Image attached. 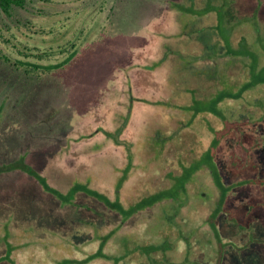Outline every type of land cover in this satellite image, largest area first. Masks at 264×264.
<instances>
[{
	"label": "rangeland",
	"instance_id": "obj_1",
	"mask_svg": "<svg viewBox=\"0 0 264 264\" xmlns=\"http://www.w3.org/2000/svg\"><path fill=\"white\" fill-rule=\"evenodd\" d=\"M180 2L50 0L46 4H34L28 12L20 11L18 18L32 22L35 30L51 29L52 33L40 37L22 27L25 33L22 35L14 28L19 40L43 51L75 42L78 52L63 67L52 70L41 81L33 80L28 84L16 74L9 77L11 72L0 61V167H7L23 157L50 186L62 193L79 182L105 193L112 200L123 181L118 195L125 205L132 204L145 183H150L147 186L150 193L162 189L163 170L173 166L176 156L167 150L161 160L159 152L165 150L182 129V126L175 129L169 125L177 116L172 108L176 104L172 102L181 101L179 93H186L192 85L204 91L208 86L215 89L208 100L202 96L197 101V97L191 96L198 102H193V111L210 110L219 95L231 94L246 83H252L234 103L223 100L218 104L217 109L222 113L227 109L230 123H238L229 135L224 133V121L216 129L198 121L205 132L196 134L199 141L195 144V140L190 139V144H194L190 154L189 150H174L176 155L190 156L189 164H183L177 178L192 174L186 193L176 197L175 202L188 205L184 211L192 206L191 202L196 203V199L206 206L213 205L214 192L210 187L213 183L206 181L203 187V183L193 182L200 175L203 178L215 165L221 172L237 168L262 177L264 84L257 81L264 73L256 68L257 63H252L250 56L241 54L246 53L244 49H251L258 56V67L264 65V0H204L198 6L205 3V7L196 8L201 16L194 17L188 11L178 10ZM213 5L220 10L203 12ZM231 25L235 27L231 44L237 47V56L226 55L227 50L223 49L224 30ZM182 30L189 37H183ZM241 49L243 52L238 51ZM60 61L58 57V61L52 63ZM129 93L135 100L128 113L131 100L129 97L126 100V96ZM141 99L146 102L139 101ZM121 129L124 131L119 134ZM216 137L220 139L211 159L209 150L213 149H209V145ZM116 141L121 143L115 144ZM128 155L132 171L124 182L122 176L129 165ZM153 156L158 158L156 163L150 159ZM174 166L177 171L178 166ZM185 177L177 179L179 186ZM224 179L227 183L228 177ZM193 185H198L199 189L198 194L192 196ZM208 192L209 196L204 197ZM255 196L259 202L251 213L252 218L260 216L264 225V191L257 187ZM164 201L162 211L170 210L168 205L172 200ZM73 202L72 206H64L33 177L20 170L1 172L0 258L9 257L0 260V264L12 261L14 264H59L64 259L86 258L98 244L92 240L95 235L110 228L109 220L112 228L121 224L122 230L136 234L137 216L123 222L119 214L84 194H79ZM75 203L82 207H76ZM225 205L230 208L228 217L240 216L237 198L233 201L228 198ZM87 210L95 215L90 216L91 227L82 230L84 220L88 219L84 215ZM207 213L201 217L206 219ZM105 218L107 226H97L98 220L104 222ZM223 218L219 228L227 233L231 224L227 218L225 220V215ZM250 229L259 237L260 245H252L253 249L243 252L246 255L227 246L224 264H264L262 229L256 226ZM116 248L117 245L110 244L105 251L113 254Z\"/></svg>",
	"mask_w": 264,
	"mask_h": 264
},
{
	"label": "trees",
	"instance_id": "obj_2",
	"mask_svg": "<svg viewBox=\"0 0 264 264\" xmlns=\"http://www.w3.org/2000/svg\"><path fill=\"white\" fill-rule=\"evenodd\" d=\"M201 1L204 2V0H181L180 3L182 4L178 5L180 6L178 10L181 12L182 10L185 12L188 11L193 14V17L201 16V14L198 13L199 10H197L198 8L202 7L201 9H203L205 7V3L198 6ZM207 1L208 0H206V2ZM49 2L50 0H0V61L4 68L11 72L9 77H11L12 74H16L20 79L26 82V84L33 82V80L41 81L52 70L63 67L68 60H72L78 52L75 42L68 46H55L44 49L43 51L39 47L28 46L26 42L19 40L15 36L13 32L14 28L21 32L22 35H25L22 31V27L25 28L28 33L33 35H39L40 37L50 35L52 33L51 29L49 31H44L43 29L35 30V26L32 22L29 20H21L17 15L20 11L28 12L36 3L46 4ZM192 5L195 9L191 8ZM190 8L191 11L189 10ZM205 9L206 10H203V12L215 13L220 10V7L213 5V7L211 6V8ZM188 12L186 13L187 15ZM234 30L235 27L233 25L230 27L227 26L224 30V37L226 35V38L223 49L227 50L226 55L230 56H237V47L231 44V37ZM181 34L183 37H189L183 30ZM29 38L31 37L29 36ZM6 49L10 50L6 51ZM244 50L246 53L241 54V56H250L252 63H257L256 68L262 69L264 73V65L262 68L258 67L259 59L257 54L252 52L253 50L251 49ZM238 51L243 52L242 49ZM58 57L61 58L62 61L55 64L52 63L58 61ZM258 83L264 84V76L257 81V84ZM252 86V83H246L238 89V91L236 90L231 94L226 93L225 96L219 95V97L212 102L213 105L210 110H208V108H202V110L197 109L193 111L194 106L192 105L193 102L198 103L197 101L200 98L202 99V96L204 99L208 100L210 95L215 92V89L213 90V88L208 86L207 91H204L201 87H195L192 85L187 88L186 93L181 91L178 96L181 101L178 102L173 100L172 102V104H176V106L172 108L176 110L177 116L172 119V123L169 125H171V128L173 127L175 129L182 126V129L170 143L168 142L165 150H160L159 152L161 160H164V151L167 152V150L171 155H174V157L176 156V158H173V166H167L163 170V176L162 174L160 175L163 179L162 189L159 188L155 192L150 193L147 188L150 183H145L144 189L140 192L141 194H138L136 201L132 204L125 205L118 195V191L121 188V183L123 181H121L117 187V193L113 200L105 193L79 182L72 185L70 190L66 193H62L58 191V189L50 186L46 178L28 165L23 157H20L17 161L9 164L7 167H0V173L3 171L14 170H20L23 173H26L33 177L42 186L45 192L57 197L64 206H72L75 198L77 199L79 194H84L85 196L96 200L97 203L103 204L107 210L119 214L123 222L131 217H138V222L134 227L136 234L133 233L132 230H122L121 224L112 228L109 220L108 226L110 228L101 234L97 233L98 235H95L92 240L98 242V244L95 246V250L87 255L86 258L81 260L64 259L58 262L59 264H224L226 261L225 249L227 246H231L234 250H237L238 253H243L245 251L248 252V249H253L251 248L252 245L258 246V244L261 243L258 241L259 237L257 238L256 235H254L253 230L250 228L256 226L257 228L262 229V235H264V225L260 222L261 217L259 216L254 219L251 214L253 210L257 208L259 202L258 198L255 196L256 188L260 187V191H264V175L260 178L255 177V175H249V173L246 174L245 170L242 171L237 168H235V170L230 169L221 172V170L215 168V165L214 168H211V171L202 175L203 178H201L200 175V177L196 179L198 182H193V184L203 183V187L207 185L206 181H208V183H213L210 186L214 192L212 195L213 205L210 206L209 203V205L206 206L203 201L196 199L197 202H191L192 206L188 207L185 212L184 209L188 205L181 202H175V199L176 197H180L183 193H186V187L191 181V173L186 177L181 176V178H177L182 173L183 164H189L190 156L187 155L185 158L182 153L176 155L174 150H189L188 154H190V151L193 148L192 146L199 139L196 134H200V131L205 132V128L200 129L199 124L201 123H198V121H203L205 126L210 125L209 127H211V129H216L221 124V121H224V133L226 136L229 135L233 128H237L238 123L232 121V123H230L227 119V117H229L227 109L225 110V113H222L217 109L218 104L223 100L234 103V100L241 98L242 95H244V93ZM216 89L218 90V88ZM127 95L126 100L127 97H129L131 104L135 99H133L131 93ZM191 96L197 97V101ZM123 100L126 101L125 99ZM139 101L146 102L144 99ZM131 106L132 104L130 107ZM226 107L229 108V106ZM120 108L123 111L122 107ZM130 110L132 111V107L131 109H128V113ZM201 112L202 114H200V116L199 113ZM232 112H235V110ZM178 117H180L181 120ZM167 121L169 120L167 119ZM123 129L118 133L120 134L124 131ZM191 138H193L192 140H195L193 141L194 144L192 143L193 145L189 142ZM219 139L220 137H216L214 142L209 145V149H213L209 150V156L211 159L214 157V149L217 147ZM124 141L125 140L122 142ZM120 143L121 142L119 141L115 142V144ZM129 155L132 156L130 152ZM129 155L128 157H130ZM129 159V165L125 168L122 176L124 182L126 181L128 174L132 171L131 157ZM150 159L155 163L158 161V158H155V156ZM174 165L178 166L179 171L178 169L177 171L175 170ZM155 175L156 174L153 173V177ZM184 177L185 179L181 180L182 183L179 186L177 179L179 180ZM225 177H228L227 183L225 182ZM151 179L153 180V178ZM174 180H176V184L172 185ZM190 188L189 190H191ZM198 189V185H193L190 192L192 196L198 194ZM209 193L210 192L205 193L206 195L204 197H208ZM242 197L247 200L246 203ZM228 198L230 200L232 199V201L237 198V213H240L239 217H228L230 214V208H225ZM165 199L172 200L168 205L171 209L168 211H162L161 209L165 203ZM76 205H78L76 207L79 208L81 206L79 204ZM207 208H209L208 213ZM183 213L184 215H182ZM205 213H207V217L206 219H203L201 216ZM194 214L197 215L194 216ZM84 215L88 216V219L84 220V227H81L82 230L91 227L92 220L90 219V216H94L95 214L93 211L87 210V213ZM101 215L104 214H100V216ZM223 215H225V220L227 218L228 222L231 224L229 225L230 229L227 232L230 236L219 228V223L224 221ZM98 218L99 217H97V219ZM106 219L107 218H105L104 222L98 220L100 224L98 223L97 226H101V228H104L103 225L107 226ZM127 231H129V233L126 235ZM110 244L117 245V248L115 249L116 251L113 254H109L105 251V247ZM243 254L246 255L247 253ZM8 257L0 258V260H7ZM11 264H14L13 261Z\"/></svg>",
	"mask_w": 264,
	"mask_h": 264
}]
</instances>
